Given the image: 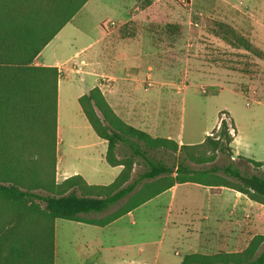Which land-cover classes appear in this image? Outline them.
Returning <instances> with one entry per match:
<instances>
[{
	"label": "rangeland",
	"instance_id": "rangeland-1",
	"mask_svg": "<svg viewBox=\"0 0 264 264\" xmlns=\"http://www.w3.org/2000/svg\"><path fill=\"white\" fill-rule=\"evenodd\" d=\"M134 1L130 5L132 13H139L150 4L148 0ZM158 4L170 14L153 20L155 22L151 24L137 15L124 23L126 18L118 11L124 8L123 0H89L57 34L59 37L52 39L44 53L46 56L54 53L73 57L77 51L92 44L81 52L82 56L78 59L84 62L76 67L84 72L90 69L89 62L105 58L101 49L106 42H96L103 23H115L109 41L118 39L124 27L123 33L140 34L149 29L158 36L159 55L174 54L173 60L171 57L156 59V63L164 60L169 64V83L164 86L163 77L160 80L151 79L154 93H168L163 105L172 106L173 112L160 133L147 128L143 130L153 136L180 138L184 144H199L216 128L220 113L225 112L224 119L230 123L232 117L238 132L234 146L236 151L248 159L264 162V59L240 48L235 38L230 33H224L220 27H233L264 52V0H158ZM167 24L181 27V32L173 41L166 37ZM229 41L234 44L230 45ZM64 46L66 49L63 50ZM81 78L88 80L84 82ZM89 79L82 73L62 79L59 151L69 171L79 170L92 184L108 185L116 178V172L102 159L105 146L100 144L101 139L87 123L76 97L90 85ZM145 86L151 87L147 82ZM231 133L235 131L231 129ZM119 152L120 156H124L131 150L121 144ZM148 156L169 165L182 161L179 154L162 149L149 151ZM188 163L195 168L202 167ZM229 163L246 174L258 173L247 160L239 156L230 159L222 153L211 165L226 166ZM146 168L145 161L137 159L133 179ZM88 173L93 176H88ZM242 199L231 189L217 191L197 184H181L174 192L160 194L107 228L57 219L55 264H127L130 260L135 264L146 261L153 264L152 252L162 242L172 264H178L188 253L183 239L192 236L190 224L199 222L203 208L221 205L225 209L223 213L228 215L233 206L241 207L242 201H248L254 207L260 206L246 197ZM118 206H112L105 213L88 216L101 217ZM252 210L255 214L256 211ZM260 210L264 218V207ZM118 240L123 243L129 241L132 247L109 250L110 244H119ZM101 242L104 248L100 246ZM82 244L89 245L87 255L78 252ZM141 249L145 250L146 257H142ZM263 249L264 246L260 251ZM148 252L151 253L149 257Z\"/></svg>",
	"mask_w": 264,
	"mask_h": 264
},
{
	"label": "trees",
	"instance_id": "trees-1",
	"mask_svg": "<svg viewBox=\"0 0 264 264\" xmlns=\"http://www.w3.org/2000/svg\"><path fill=\"white\" fill-rule=\"evenodd\" d=\"M88 1L0 0V264H55L57 219L105 227L181 184L232 189L264 206V162L239 156L258 171L253 175L233 163L211 165L220 153L234 157L235 124L224 119L225 112L203 142L179 144L126 123L98 86L78 102L92 130L107 142L106 162L122 170L108 185L89 184L79 174L57 180L59 71L34 61ZM220 27L240 48L264 59L247 37ZM165 32L176 35L181 27L167 24ZM121 144L131 153L120 156ZM160 149L182 161L169 165L148 156ZM139 158L147 168L133 179ZM115 205L104 216H88ZM262 246L264 235H256L240 252L191 253L181 264H264Z\"/></svg>",
	"mask_w": 264,
	"mask_h": 264
},
{
	"label": "crops",
	"instance_id": "crops-1",
	"mask_svg": "<svg viewBox=\"0 0 264 264\" xmlns=\"http://www.w3.org/2000/svg\"><path fill=\"white\" fill-rule=\"evenodd\" d=\"M134 2V0H123L124 8L118 9L119 15L126 18V20L123 21L124 23L128 22L130 19L134 18L137 15V17L141 18L142 20H146L151 24L152 22H155L153 20H158L157 18H162L163 16L170 14L169 10H166L165 8H159L158 0H148L150 4L148 3V5L144 7L139 13H132L130 5H132ZM111 34L106 33L102 29L100 38L96 42H106L101 49L104 52L105 58L101 60L98 54L97 57L99 58L88 63V66L90 67L88 71L83 72L76 66L78 64H81L80 62H84L83 60L78 61V59L82 56L81 52H84L92 44H89V46L83 48L81 51H77L73 57H67L64 54H62V56H58L54 53L53 55L47 54L46 56L44 51L52 42L51 41L41 51V53L34 61L35 65L57 67L59 71L57 126V180L59 182L70 176L79 174L83 176V178L89 184H92L87 180L86 175L82 174L79 170H74L73 172L69 171L60 156L59 145L61 139L59 138V112L61 105V89L63 78L67 80L69 76L74 73H82L88 76L90 78V85L87 86L83 92H80L76 95L78 100L82 95L88 93L92 88L98 86L103 92L114 112L126 123L136 128L142 130L143 128H147L154 130L155 133H160L161 130L165 128L167 121L171 118V114L173 112L172 106L163 105V99L169 96L168 93H154L152 89L154 87V83L151 79L153 77H155V79L163 77L161 80L162 84L166 86V84L169 83V80H167V77H169V73H167L169 71V64H167V62H165L163 59H168L169 57H171L173 60L172 56H174V54L167 56L164 55V57H161V55H159V50H157L158 36L156 33L150 31L149 29L140 34L130 31L125 32L124 36H122L120 32L118 39L115 38V40L109 41L108 38ZM55 37L58 38L59 35ZM166 37L167 39L172 40L176 38V35L169 36V34H167ZM64 49H66L65 46L63 50ZM160 58H163V61L158 60V62L156 63V59ZM71 62H76V64H71ZM83 64L86 65V63ZM145 71L146 73L144 75ZM81 80L85 82L88 79L81 78ZM146 82L148 84L151 83L152 86L150 88H147L145 86ZM213 87L219 89L218 86ZM228 115L229 117H231V114L229 112ZM218 126L219 121L216 125V128ZM211 132L209 133V135L211 134ZM235 132L236 133L234 141L232 143L234 151L233 159H236L238 156H242L236 151L234 147L238 133L236 126ZM154 137H166L176 140L171 135L160 136L158 134ZM179 137L180 134L178 138ZM176 141L179 144H184L183 141L180 140V138ZM100 144L103 147L105 146V153L102 154V159L105 160L107 142L101 139ZM110 168L111 170L116 172L115 177H117L122 170L121 166H110ZM87 175L90 177L93 176L90 173H88ZM177 187L178 185L174 186L168 191L174 192ZM211 189L222 191L228 188ZM232 191L237 195L238 198H241V200H243L242 198L246 197L239 192H236L234 190ZM241 204V207H239L238 205L233 206L228 215H225L223 213V210L225 209L221 205L217 207L208 206L206 207V209L203 208L202 217L199 219V222H193L190 224V232L192 233V236L183 239V244H185L188 248V253L186 255L191 253L212 255L219 252H240L248 246L249 242L253 239L254 236L264 235V218L263 213L260 210L261 207L264 206L260 205L259 207H254L249 204L248 201H242ZM252 209L256 211L255 214L252 213ZM132 212H130L129 214H132ZM114 222L101 228H107ZM117 242L119 244L112 243L109 245L108 249L127 250L132 247V244L129 241L123 243L122 240H118ZM102 243L103 242H101L100 246L104 248V244ZM160 244L161 246H159L156 251L152 252L153 264H172L171 259L167 254V249L164 247V243L162 242ZM140 251L142 257H146L145 250L141 249ZM78 252L81 255H87L89 252V245L82 244L81 246H79ZM178 253L179 252H176V254ZM150 254L151 253L148 252L147 257H149ZM182 260L178 264H181ZM127 264H135V261L130 260L127 262ZM142 264L150 263L146 261Z\"/></svg>",
	"mask_w": 264,
	"mask_h": 264
},
{
	"label": "built area",
	"instance_id": "built-area-1",
	"mask_svg": "<svg viewBox=\"0 0 264 264\" xmlns=\"http://www.w3.org/2000/svg\"><path fill=\"white\" fill-rule=\"evenodd\" d=\"M114 27H115V23H114V22H111L110 24H108V23H103V24H102V28H103V30H104L106 33H110V31L113 30ZM148 86H152V84L149 83Z\"/></svg>",
	"mask_w": 264,
	"mask_h": 264
}]
</instances>
